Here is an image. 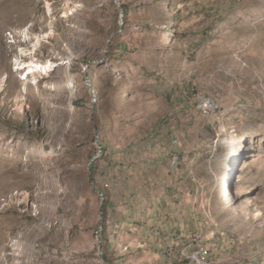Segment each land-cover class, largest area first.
Here are the masks:
<instances>
[{
    "label": "rangeland",
    "instance_id": "374dc122",
    "mask_svg": "<svg viewBox=\"0 0 264 264\" xmlns=\"http://www.w3.org/2000/svg\"><path fill=\"white\" fill-rule=\"evenodd\" d=\"M194 239L264 264V0H0V264H190Z\"/></svg>",
    "mask_w": 264,
    "mask_h": 264
},
{
    "label": "bare ground",
    "instance_id": "6f19581e",
    "mask_svg": "<svg viewBox=\"0 0 264 264\" xmlns=\"http://www.w3.org/2000/svg\"><path fill=\"white\" fill-rule=\"evenodd\" d=\"M64 13H65L66 18H71V16L76 13V6L73 4L72 7L66 8ZM26 55H27V53H26ZM20 65H21L20 69L26 71V73H27L26 74V80H28V81H32V80L34 81V80H37L39 78L45 79L46 76L50 74V72H49L50 65L47 63H41V62L34 60V61H30L28 63H21ZM201 96H202V98L209 101L210 103H214V105H220L219 101L213 96L206 95L204 93ZM196 101H197L198 109L202 113H204L203 112V106L201 104V98L197 97ZM174 141L177 142L176 139ZM207 252L208 251L204 247V255H205V258L207 260V264H214V262L209 257ZM187 258H188L190 264H199V260H195V252H190Z\"/></svg>",
    "mask_w": 264,
    "mask_h": 264
},
{
    "label": "built area",
    "instance_id": "2783aa9c",
    "mask_svg": "<svg viewBox=\"0 0 264 264\" xmlns=\"http://www.w3.org/2000/svg\"><path fill=\"white\" fill-rule=\"evenodd\" d=\"M198 97L201 98L204 114L214 115L220 111L221 105H214V103H210L202 98L200 93L198 94ZM173 162L176 163V159ZM191 245L192 248L188 252H195V260H199V264H207V260L204 255V247L206 244L200 239H194ZM186 257H188V253H185V259Z\"/></svg>",
    "mask_w": 264,
    "mask_h": 264
},
{
    "label": "water",
    "instance_id": "95a60500",
    "mask_svg": "<svg viewBox=\"0 0 264 264\" xmlns=\"http://www.w3.org/2000/svg\"><path fill=\"white\" fill-rule=\"evenodd\" d=\"M116 1L119 2V0H116ZM122 14H124V11L123 10H122ZM94 108H95V105L93 106L92 113L94 111ZM97 131H98V128L96 127V132ZM96 142L98 144L99 151L92 156L91 160L88 163L87 169H88V173H89L91 188L93 189V191H95L96 193H98L100 195V198H101L100 213H102V205H103V201H104V193H103V191H101L100 189H98L96 187L95 178H94V176L90 172V164L100 154V151L102 149L101 144H100V141H99V138H98V135H96ZM98 236H100V234H98ZM99 241H100V239H99Z\"/></svg>",
    "mask_w": 264,
    "mask_h": 264
},
{
    "label": "trees",
    "instance_id": "16d2710c",
    "mask_svg": "<svg viewBox=\"0 0 264 264\" xmlns=\"http://www.w3.org/2000/svg\"><path fill=\"white\" fill-rule=\"evenodd\" d=\"M102 212H103V209H102Z\"/></svg>",
    "mask_w": 264,
    "mask_h": 264
}]
</instances>
